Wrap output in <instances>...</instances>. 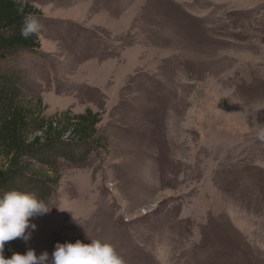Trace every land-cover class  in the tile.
<instances>
[{
  "label": "rangeland",
  "instance_id": "374dc122",
  "mask_svg": "<svg viewBox=\"0 0 264 264\" xmlns=\"http://www.w3.org/2000/svg\"><path fill=\"white\" fill-rule=\"evenodd\" d=\"M25 2L41 49L5 68L37 113H98L106 145L58 161L10 258L101 239L125 264H264V0Z\"/></svg>",
  "mask_w": 264,
  "mask_h": 264
},
{
  "label": "trees",
  "instance_id": "16d2710c",
  "mask_svg": "<svg viewBox=\"0 0 264 264\" xmlns=\"http://www.w3.org/2000/svg\"><path fill=\"white\" fill-rule=\"evenodd\" d=\"M25 13L38 19L41 15L30 2H25ZM22 20L14 0H0V195L10 190L34 192L46 202L60 180L58 161L84 162L106 140L98 135L100 115L90 109L49 117L37 113L42 99L32 103L24 94L20 73L5 68L11 58L41 49L38 35L21 36ZM17 239L5 242V258H10Z\"/></svg>",
  "mask_w": 264,
  "mask_h": 264
},
{
  "label": "clouds",
  "instance_id": "9594fccd",
  "mask_svg": "<svg viewBox=\"0 0 264 264\" xmlns=\"http://www.w3.org/2000/svg\"><path fill=\"white\" fill-rule=\"evenodd\" d=\"M14 2L18 13L23 16L21 36L28 39L38 35L42 26L34 14L25 13V0ZM256 137L264 143V124L256 129ZM49 212L45 202L38 199L34 192L10 190L0 195V264H125L115 246L101 239H91L90 243L80 240L75 243L58 242L51 256L47 251L37 256L36 251L29 248L25 254L14 253L11 258H5V242L16 238L29 241L37 229L32 219Z\"/></svg>",
  "mask_w": 264,
  "mask_h": 264
}]
</instances>
